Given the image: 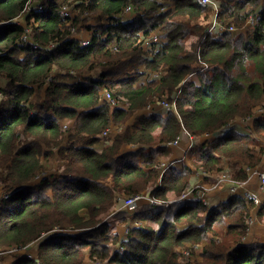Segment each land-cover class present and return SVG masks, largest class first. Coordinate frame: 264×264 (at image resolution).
Returning a JSON list of instances; mask_svg holds the SVG:
<instances>
[{
	"label": "trees",
	"instance_id": "16d2710c",
	"mask_svg": "<svg viewBox=\"0 0 264 264\" xmlns=\"http://www.w3.org/2000/svg\"><path fill=\"white\" fill-rule=\"evenodd\" d=\"M220 2L217 19L238 33L210 32L202 0H40L22 23L29 0H0V250L15 249L11 264H264V238L239 244L252 217L264 222V199L182 198L197 173L243 181L263 163L264 0ZM244 117L251 134L231 126ZM185 133L214 134L163 172ZM145 192L157 202L115 212Z\"/></svg>",
	"mask_w": 264,
	"mask_h": 264
},
{
	"label": "built area",
	"instance_id": "2783aa9c",
	"mask_svg": "<svg viewBox=\"0 0 264 264\" xmlns=\"http://www.w3.org/2000/svg\"><path fill=\"white\" fill-rule=\"evenodd\" d=\"M203 3L207 4L210 7H213L214 10L216 11V17L215 19L212 21V23L209 26V31L214 33V34H219L221 32L224 31H230V32H237L238 28L234 27V26H228L227 24H225L223 21L218 20L217 19V12L219 10L220 4L216 3V0H202ZM39 3H33L32 0H29V3L27 4V6L25 7L24 11L29 12L32 9H37L38 11L42 10V6L37 5ZM65 11H67V8H64ZM131 9H128L127 12L123 15V18L125 20L126 16L127 18H131V14H130ZM20 18V16H19ZM128 19V20H129ZM19 22L22 23V21L20 20ZM255 23V18L252 17L249 19L248 21V26H254ZM32 29L30 27H26L25 29V33L23 35L24 39H28L30 36ZM88 40H85L84 43H87ZM157 76H159V74H157ZM176 95V94H175ZM174 95V96H175ZM105 96L107 99H109L112 104H117L116 100L114 99V97L112 96V94L107 91L105 93ZM175 103H176V99L174 98V100L172 102L166 100V99H161L159 100L157 103L155 104H160L161 108L164 109L163 111L167 112L170 110H173L175 108ZM159 106V105H158ZM152 105L149 106V108H151ZM257 112L259 114H255V116H260L261 113H264V107L263 106H259L257 108ZM249 119H251V117H248ZM113 126H111L110 128H108L107 130H105L102 133V136L104 138L107 139H111L113 138V136H115V131L112 128ZM181 142V135L179 137H177V139L170 141L169 144L174 146H178ZM167 164H164V169L163 172H166L167 170ZM259 169V168H258ZM248 173L250 172V170H253L252 168H247ZM231 172L229 171H224L221 174H217L216 175V183L211 187L213 189H217L220 186V183L223 180H228L229 183V192L230 194H234V193H238L241 190H244L243 193L245 194V196L247 198H249L250 200H252L254 203L256 204H260L261 203V199H260V195L259 193H257V191L251 190L249 188H247L246 186V181L244 180V182H241L235 178H233V176H231L230 174ZM259 184L261 187H264V170L259 171ZM196 177L198 179V183L192 185L182 196V198H186L188 196V194L190 195L192 192H195V194L199 195L204 201L209 202V190L207 187V184H202V175L201 172L196 174ZM8 196V195H7ZM4 197V195H3ZM151 202V203H156L157 200H155L154 198L151 197V195L148 192L145 193H138L132 196H127V197H119L118 198V202L120 203V205L122 206V208H127L129 210L134 209L135 207H137L140 203L142 202ZM254 223V218L252 217L251 220H249V224H250V229L252 228ZM249 229V230H250ZM44 237V235H43ZM15 252V249L13 250H9L8 253H13ZM5 253L4 250H0V256L3 255ZM185 255L186 256H190L191 252L190 251H185Z\"/></svg>",
	"mask_w": 264,
	"mask_h": 264
},
{
	"label": "crops",
	"instance_id": "0c3cea01",
	"mask_svg": "<svg viewBox=\"0 0 264 264\" xmlns=\"http://www.w3.org/2000/svg\"><path fill=\"white\" fill-rule=\"evenodd\" d=\"M221 0H216V3L217 4H220L221 2H220ZM212 8V10H213V13H212V15H211V23H212V21L215 19V17H216V11L214 10V8L213 7H211ZM86 37V36H85ZM191 77H192V79H196V77H197V74L196 73H194V74H192L191 75ZM178 93V92H177ZM180 93V92H179ZM149 109V108H148ZM151 109V111H152V107L150 108ZM258 117H260V116H258ZM252 122H251V119H249L248 117H244V118H241V119H238V121L236 122V123H234V124H232L231 126H236V128L239 130V131H241V132H243V133H246V134H251L252 133ZM229 126H227V127H223V128H221V129H219L218 131H217V134L218 135H225L226 134V132H227V128H228ZM214 134V133H213ZM213 134H205L204 136H202V137H196V136H191V135H189V134H187V133H185V134H183V135H181V142H180V144L178 145V146H174V149H175V152L174 153H177L178 155H179V157L178 158H176L175 157V155L173 154V157H172V159H171V161H168V162H165L166 164H167V170L169 169V167L170 166H172L173 164H175L176 162H179V161H181V160H183L184 159V157H185V153H186V151L188 150V149H190L191 147H193V146H195V145H197V144H200L204 139H208V138H210L211 136H213ZM184 143H186V148H183L182 147V144H184ZM182 148H183V150H182ZM124 150H125V152L126 151H130V150H132V146H130V145H126L125 147H124ZM261 166H264V156H263V163H262V165ZM261 166L260 167H258V168H261ZM247 169V168H246ZM166 170V171H167ZM248 171V170H247ZM203 176V175H202ZM227 182V181H226ZM251 186L252 187H256V185H257V183H256V181L254 180V179H252L251 181ZM249 182V183H250ZM248 188H249V185H248ZM250 189V188H249ZM1 190H2V188H1V186H0V192H1ZM227 190L228 191H230L229 190V182H227V184H225V185H222L221 186V190L220 191H218L216 194H213L212 195V197L214 198V200L218 203V202H221V201H225V200H227L228 199V197L230 196V194H228V192H227ZM2 193V192H1ZM0 193V194H1ZM215 202V203H216ZM258 225L256 226V228L255 229H257V227H259L263 232H262V234L264 233V224L263 223H261V221H258V223H257ZM42 240H38V241H36V242H32V243H30L27 247L28 248H26L25 250H24V253H28L29 254V256H31V257H33V256H35V252H33V249L34 248H36L38 245H39V243L41 242ZM14 254L13 253H6V254H3V255H1L0 256V264H11V262H12V260L14 259ZM10 260V261H9Z\"/></svg>",
	"mask_w": 264,
	"mask_h": 264
},
{
	"label": "rangeland",
	"instance_id": "374dc122",
	"mask_svg": "<svg viewBox=\"0 0 264 264\" xmlns=\"http://www.w3.org/2000/svg\"><path fill=\"white\" fill-rule=\"evenodd\" d=\"M38 1H40V0H32V2L33 3H36V2H38ZM71 14L73 17H76V15H77V11H74V12H70V10H67V14ZM130 14L132 15V10L130 11ZM25 17H26V11H24L23 12V14L22 15H20V18H18V19H16V21H22V22H24V20H25ZM91 17H92V14L90 13V14H85V16L84 17H81L82 18V20H81V23H80V21L78 22V27H80V25H83V26H85L86 25V23H91V21H92V19H91ZM129 18H127V16H126V18H125V20H128ZM96 20V19H95ZM235 33H238V32H235ZM84 39H86V37L84 38ZM153 41H158V42H160V41H162L161 40V38H160V34H159V32H156L155 33V35H154V37H153ZM3 98V96L0 98V99H2ZM156 103H157V101H156ZM120 104H123V103H120ZM159 105V106H158ZM155 104V105H152V111H156V110H164V109H162L161 108V106H160V104ZM261 106H263L264 107V103H262L261 104ZM147 112H151V109L149 108V109H147ZM68 126V123H65L64 124V127L65 128H68L67 127ZM113 129H114V131H115V134L117 135V133L119 132V131H121V128L122 127H120V128H118V126H116V125H114L113 127H112ZM109 140H111V139H109ZM112 141H113V139H112ZM182 147L183 148H186V143H184V144H182ZM183 148H182V150H183ZM174 152H175V149H174ZM174 155H175V157L176 158H178L179 157V155L177 154V153H173ZM264 156V155H263ZM165 164V161H164V163H163V165ZM164 169V168H163ZM253 170H250V172H249V174H248V178L245 180L246 181V186H247V188H248V185H249V188L251 189V190H254V191H257V193H259V195H260V199H261V201L264 199V187H261L260 186V184H259V178H258V176H259V171H262V170H264V166H261V168H252ZM227 171V170H226ZM231 174V176H233V178H235V179H237L234 175H233V173H230ZM252 179H254L255 181H256V183H257V185H256V187H252L251 186V180ZM38 180H40V178L39 179H37L36 181H38ZM237 180H239V181H241V179H237ZM229 182L228 180H223L221 183H220V186L217 188V189H213V188H211L215 183H216V180L215 181H213V182H209V183H206L207 184V187H208V189H210L209 190V193H210V195L212 196L213 194H216L218 191H220L221 190V186L222 185H225V184H227V182ZM241 182H244V180L243 181H241ZM250 182V183H249ZM230 183V182H229ZM1 192H2V190H1ZM0 192V193H1ZM227 192H228V194H230V192L227 190ZM1 195V194H0ZM189 195V194H188ZM3 197V195L2 196H0V198H2ZM123 208H122V206L121 207H119L118 209H116L115 210V212H118V211H121ZM258 219V218H257ZM129 221H132L131 219H130V216H129V219H127L126 220V224L129 222ZM258 221H260L259 219L255 222V224H254V227L252 226V228L249 230V232L247 233V235H246V237L245 238H241V239H239V244H241V243H246V242H250L251 241V239H254V238H264V233L262 234V230L259 228V227H257V229H255L256 228V226L258 225L257 223H258ZM111 223V225H114V222H110ZM261 223H263L264 224V222L263 221H261ZM118 227H117V229L116 230H118L119 232L121 231V233H123L124 231H125V229H124V225H117ZM264 240V239H263ZM203 244H205V243H203ZM202 244V245H203ZM202 245H200V246H202ZM33 252H35V250L33 249ZM10 261V260H9ZM97 264V263H96ZM99 264H113V263H99Z\"/></svg>",
	"mask_w": 264,
	"mask_h": 264
}]
</instances>
